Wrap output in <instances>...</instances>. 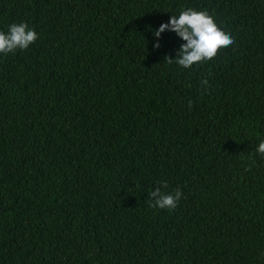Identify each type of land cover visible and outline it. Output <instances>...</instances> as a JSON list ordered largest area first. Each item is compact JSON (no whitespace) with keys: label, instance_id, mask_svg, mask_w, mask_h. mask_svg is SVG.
<instances>
[{"label":"trees","instance_id":"16d2710c","mask_svg":"<svg viewBox=\"0 0 264 264\" xmlns=\"http://www.w3.org/2000/svg\"><path fill=\"white\" fill-rule=\"evenodd\" d=\"M189 8L234 44L184 69L165 58L186 41L154 31ZM21 22L38 39L0 55V264H264V0H0V31ZM161 181L175 210L150 206Z\"/></svg>","mask_w":264,"mask_h":264},{"label":"clouds","instance_id":"9594fccd","mask_svg":"<svg viewBox=\"0 0 264 264\" xmlns=\"http://www.w3.org/2000/svg\"><path fill=\"white\" fill-rule=\"evenodd\" d=\"M165 31L175 32L183 41H186L181 45L177 59L165 58L166 63H175L184 69L212 61L222 49L234 44V39L218 27L207 10L197 11L189 8L181 11L178 16L172 15L168 23L161 24L159 29L154 31V36L159 39ZM37 39L38 34L30 29L27 23H13L9 26L7 34L0 31V55L7 56L15 54L17 50H27ZM159 47V43L154 45L156 49ZM207 85V79L201 81L202 87ZM255 151L264 156V141L259 143ZM167 189L168 184L161 181L160 187L150 193L151 207L169 211L176 209L182 198V192L179 189L168 192Z\"/></svg>","mask_w":264,"mask_h":264}]
</instances>
